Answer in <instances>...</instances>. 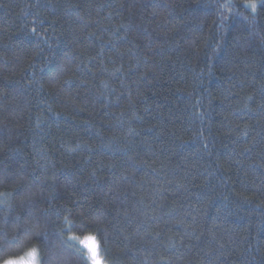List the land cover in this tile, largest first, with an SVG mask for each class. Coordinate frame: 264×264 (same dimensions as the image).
<instances>
[{"label": "trees", "instance_id": "obj_1", "mask_svg": "<svg viewBox=\"0 0 264 264\" xmlns=\"http://www.w3.org/2000/svg\"><path fill=\"white\" fill-rule=\"evenodd\" d=\"M261 2L0 0V259L264 264Z\"/></svg>", "mask_w": 264, "mask_h": 264}, {"label": "snow or ice", "instance_id": "obj_2", "mask_svg": "<svg viewBox=\"0 0 264 264\" xmlns=\"http://www.w3.org/2000/svg\"><path fill=\"white\" fill-rule=\"evenodd\" d=\"M259 7H264V0H262V2L259 4ZM247 8L249 10H251L252 12H255L257 9L256 0H248ZM27 217H28V221L21 222L19 220V218H17L16 223L21 228H23L24 231L31 234L33 232V227H34V225L31 223V221H36V223L38 224L39 218L34 214V212L31 208L28 209V211H27ZM5 224L6 225L8 224L7 220H5ZM0 235L5 237V243H11V242L15 241L16 239H18L16 237H14L13 241H8L7 240L8 233L6 230L0 231ZM68 239H69V241H72V240H75L76 237L72 236V237H69ZM81 243L84 244L86 247V250L88 253V259L91 260V264H103V261L99 255V246H98L97 242L95 241L94 237H89V238H87V240L81 241ZM4 264H39L38 251L36 248H33L28 253H26V257H22L19 259L9 258V259L4 261Z\"/></svg>", "mask_w": 264, "mask_h": 264}, {"label": "rangeland", "instance_id": "obj_3", "mask_svg": "<svg viewBox=\"0 0 264 264\" xmlns=\"http://www.w3.org/2000/svg\"><path fill=\"white\" fill-rule=\"evenodd\" d=\"M89 237H94V238H95V241L97 242V244H98V246H99V255H100V245H99V242H98V240H97V238H96L95 236H85V237L81 238V241H85V240H87V238H89ZM80 243H81V242H80ZM81 245L86 249V247H85L84 244L81 243ZM22 257H26V255H24V256H22ZM22 257H20V258H22ZM100 258L102 259L103 264H106V262L104 261V259L102 258L101 255H100ZM14 259H19V258H14ZM39 264H40V257H39Z\"/></svg>", "mask_w": 264, "mask_h": 264}, {"label": "clouds", "instance_id": "obj_4", "mask_svg": "<svg viewBox=\"0 0 264 264\" xmlns=\"http://www.w3.org/2000/svg\"><path fill=\"white\" fill-rule=\"evenodd\" d=\"M7 260V258L0 259V264H4V261Z\"/></svg>", "mask_w": 264, "mask_h": 264}]
</instances>
